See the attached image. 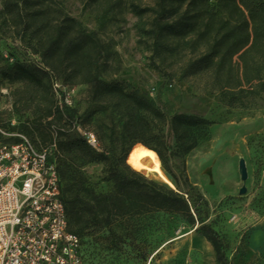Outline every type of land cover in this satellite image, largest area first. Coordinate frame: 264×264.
<instances>
[{"label": "trees", "instance_id": "trees-1", "mask_svg": "<svg viewBox=\"0 0 264 264\" xmlns=\"http://www.w3.org/2000/svg\"><path fill=\"white\" fill-rule=\"evenodd\" d=\"M170 1L174 0H158L156 6H131L140 19L139 33L158 37L176 26L190 28L204 42L205 51L188 66L194 73L210 68L211 88L229 107L248 108L264 95V0H216L223 14L215 18L211 13L202 22L204 29L198 27L194 16L184 14L166 19L165 16L175 12L169 8ZM210 1L190 0V3L200 9ZM47 2L54 3L52 0L4 2L7 21L15 26L22 40L34 42L33 50L38 56L34 63L11 55L13 67L6 76L13 83L36 86L44 107L33 118L6 126L26 134L39 146L56 140L53 157L60 175L62 199L69 228L82 239L85 263L88 264L84 253L85 235L103 228L112 229L118 224L130 229L138 220L165 212L179 215L190 226L201 224V235L213 244L219 263L232 264L226 242L208 222V200L190 184L186 175L183 178L186 191L182 192L180 178L168 165V156H185L197 147L215 121L184 112L170 115L164 105L129 90L124 82L103 79L104 46L97 34L87 31L75 18ZM146 14L154 15L150 27L142 22ZM152 46L156 50L159 43L154 42ZM53 79L69 85L88 84L89 100L119 116L122 125L120 136L115 139L117 147L104 146L98 132L88 127L74 108L59 107L52 90ZM165 127L173 134L175 145L164 132ZM80 128L96 133L98 149L88 143ZM114 135L112 129L113 145ZM37 138L41 139L40 143L36 142ZM137 144L157 152L177 189L149 178L127 163L130 151ZM84 162L104 165L102 179L112 185L109 191L98 192L89 183Z\"/></svg>", "mask_w": 264, "mask_h": 264}, {"label": "rangeland", "instance_id": "rangeland-1", "mask_svg": "<svg viewBox=\"0 0 264 264\" xmlns=\"http://www.w3.org/2000/svg\"><path fill=\"white\" fill-rule=\"evenodd\" d=\"M5 1L0 0V122L12 126L33 118L35 112L40 114L44 107L36 86L13 83L6 76L13 67L11 55H16L20 61L34 63L38 56L33 50L34 42L22 40L15 26L7 21ZM52 1L54 3L47 4L61 9L79 21L84 29L97 34L104 46L103 79L124 82L129 90L157 105H164L170 115L184 112L215 121L197 147L185 156H168V165L180 178L182 192L186 191L183 185L186 175L190 184L208 200V222L226 242L227 254L236 264H245L249 238L257 228L259 217L264 215V95L248 108L229 107L211 88L212 70L204 68L194 73L188 66L205 51L204 42L190 28L176 26L158 37L140 34L137 28L140 19L131 6H156L158 0ZM217 4L216 0H211L197 9L190 0L170 1L169 8L175 12L165 18L194 16L198 27L204 29L202 22L211 13L215 18L223 14ZM153 20V14L142 18L147 27ZM154 42L159 43L156 50L152 46ZM64 85L73 95L71 107L83 116L88 127L98 132L101 143L117 147L115 139L120 136L122 125L119 116L89 100L88 84ZM112 129L115 131L114 145L110 137ZM164 132L175 145L168 127ZM36 142L40 143L41 139L37 138ZM241 159L245 160L248 170L246 181L240 174ZM82 165L89 183L98 192L111 189L112 185L102 179V163L84 162ZM141 172L178 188L168 172L173 185L154 173ZM243 186L247 187V192L241 194ZM200 226L188 225L179 215L156 212L138 220L130 229L118 224L112 229L103 228L85 235L84 253L88 264H205L195 250L173 254L169 262L166 258L176 238L190 232L200 235Z\"/></svg>", "mask_w": 264, "mask_h": 264}, {"label": "built area", "instance_id": "built-area-1", "mask_svg": "<svg viewBox=\"0 0 264 264\" xmlns=\"http://www.w3.org/2000/svg\"><path fill=\"white\" fill-rule=\"evenodd\" d=\"M52 90L60 108L72 106L68 86L53 79ZM79 130L99 148L94 131ZM56 148V140L39 146L0 123V264H86L82 239L69 228Z\"/></svg>", "mask_w": 264, "mask_h": 264}, {"label": "crops", "instance_id": "crops-1", "mask_svg": "<svg viewBox=\"0 0 264 264\" xmlns=\"http://www.w3.org/2000/svg\"><path fill=\"white\" fill-rule=\"evenodd\" d=\"M183 250L196 251L205 264H220L213 244L203 235L188 233L176 238L172 244V252L166 257L167 261H172V255L179 254ZM245 256V264H264V215L259 217L257 228L253 230L249 238ZM228 255V254H227ZM232 264L235 260L228 255ZM172 264V263H170ZM175 264V263H174Z\"/></svg>", "mask_w": 264, "mask_h": 264}, {"label": "bare ground", "instance_id": "bare-ground-1", "mask_svg": "<svg viewBox=\"0 0 264 264\" xmlns=\"http://www.w3.org/2000/svg\"><path fill=\"white\" fill-rule=\"evenodd\" d=\"M127 161L134 169L144 171L146 173H154L173 185L163 168L159 155L155 150L142 144H137L130 151Z\"/></svg>", "mask_w": 264, "mask_h": 264}, {"label": "water", "instance_id": "water-1", "mask_svg": "<svg viewBox=\"0 0 264 264\" xmlns=\"http://www.w3.org/2000/svg\"><path fill=\"white\" fill-rule=\"evenodd\" d=\"M239 169H240V174H241L242 180L246 181L248 179V170H247L246 162L244 159L240 160ZM246 192H247V187L243 186L240 190V193L244 194Z\"/></svg>", "mask_w": 264, "mask_h": 264}]
</instances>
